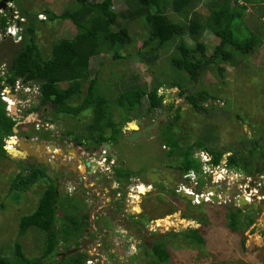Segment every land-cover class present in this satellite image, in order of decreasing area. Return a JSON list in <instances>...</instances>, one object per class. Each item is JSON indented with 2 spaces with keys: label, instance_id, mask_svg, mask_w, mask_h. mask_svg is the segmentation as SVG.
Returning a JSON list of instances; mask_svg holds the SVG:
<instances>
[{
  "label": "rangeland",
  "instance_id": "rangeland-1",
  "mask_svg": "<svg viewBox=\"0 0 264 264\" xmlns=\"http://www.w3.org/2000/svg\"><path fill=\"white\" fill-rule=\"evenodd\" d=\"M92 1L99 3L103 0ZM126 1L114 0L115 11H127L128 4ZM8 6H12L14 13L11 14H14V16L19 15L21 22L24 21L22 20V14L25 15V23H27L28 18H35V16L39 21L42 20V23L36 24V41L44 59L51 57L53 45L58 40L73 38L77 32L76 27L71 22L61 20L52 22L47 18V11L59 16L66 11L75 10L78 7L76 0H14ZM196 11L204 18L208 16V9L202 5L196 8ZM2 16L9 17V13L0 11V19ZM169 17L176 22L185 21L184 18L171 12ZM259 19L257 13L250 9L244 16L243 24L253 30L255 25L261 26V22H264V19H261V21ZM15 21L10 20L9 23L10 30L14 31L13 35L7 34L9 29L6 34L0 30V78L4 76L6 67L13 60L21 46V38H17L18 33L21 35V30L16 29ZM122 27L128 28L130 36L134 39L133 45L120 51L123 59H115V52L112 51L102 54L101 57L93 59L91 62L90 74L94 77V73L98 72L99 90L102 95L110 100H115L130 88L147 86L152 89L156 85L163 84L158 93L164 98L167 120L171 121L173 116L177 115V111L180 110V120L178 127H175L177 129L174 134L178 139L182 136L186 139L180 141L183 147L186 143L194 144L209 138L212 142L210 145L215 150L225 153L223 162L227 161L232 152L247 154L252 145L251 141L254 139L260 140L264 151V45L252 56L238 57L231 65L221 64L226 67L224 75L219 74L215 65L200 74L194 86L195 91H205L215 99L208 98L204 103L208 111L197 113L191 107L187 96L180 95L182 91L178 87L169 86L174 81L178 82V80L186 77L177 73L170 65L171 57L177 52L178 42L169 43L170 45L164 47L155 42L154 45L150 43L145 47L144 43L149 40V36L147 27L140 20L125 21L120 19L114 30L119 31ZM260 31H262L261 28ZM186 41L192 46L195 45L188 37ZM202 41L207 47L206 54L213 55L215 47L219 45V40L208 31L203 35ZM153 47L159 49L156 61L153 64L141 62L136 52L145 49L150 53L149 51ZM88 84L84 83L83 96L87 93ZM186 87L189 88L190 84H186ZM37 105L38 102L36 101L32 107L35 108ZM146 107L147 102L145 101L143 109L133 111L129 116L130 120L143 116ZM26 109H21V111L28 113ZM112 110L115 120L120 122L122 127L127 126V122L124 121L126 113L115 104ZM44 111L46 117L41 122L28 121L32 122L33 128L40 126L41 132L37 135L39 138L42 137L41 133L50 132L54 137L67 139L69 132H82L92 120L91 115L88 113L81 115L79 118L64 115L53 117V107L50 105ZM46 118L53 120V123L47 124ZM165 126L166 123L157 129L154 133L155 138H161L162 140L166 131L165 128L160 129ZM20 130L26 129L22 127ZM36 133L34 130V134ZM161 140L159 139L157 142L149 141L147 144L137 141L131 143L128 146L129 148L120 147L121 144L117 146L120 150L117 155L126 157L125 167L131 168L133 172L129 183H121V189L123 188L126 191L134 183L147 182L146 171L152 166H157L156 163L153 165L152 163L155 161L153 151L158 144L160 145L159 148L165 152L161 154L162 159L159 163L163 167L169 166L167 170L170 173L179 175L175 171L179 165L178 161L166 156L169 148H165L164 142ZM125 144L128 145V143ZM159 154L157 152V155ZM119 160L122 161L120 158ZM25 165L32 166L33 164L26 162ZM20 170L21 168L16 162L12 160L10 162L8 159L0 157V256L13 258L15 246L20 243L28 258H38L45 248V233L32 229L21 236L19 223L22 217L30 215L38 207L41 195L45 190L44 182L43 180L40 181L30 191L16 194L11 190V186ZM114 172L108 173L109 178L100 185L101 187L103 186L104 189L108 190L111 186L113 188L119 184L118 181L116 182ZM179 177V186L178 188L175 187V191L178 189L177 193H179V188L185 187L192 189L196 194L205 192L208 199L209 195L215 194V192H207L206 190L216 187L219 195L230 192L229 200L231 202L241 195L240 188L236 186V181L241 182L243 180L246 184L245 179L251 178V176L240 170L232 169L228 177L220 180V182H223L221 184H211L212 179L201 174L199 178L203 179V184L199 183L197 177L194 180L195 177L193 176L191 180L194 181H190L188 185L183 186L185 185V176L179 175ZM240 185L244 186L243 183H240ZM72 186L75 185L71 183L70 187ZM262 188L259 190L261 198L264 196V189ZM65 189V185L59 187V194L63 195V201L66 198ZM73 190L71 188L67 193L74 195ZM86 190L88 189L80 190V195L77 194L80 201L88 199L82 202L84 210L81 211L80 209L75 213L80 218L83 213L89 216L87 221L90 222L91 227L88 238L93 235L94 242L98 241L105 244L104 251H111L115 264H146L147 262L157 261L152 250L158 242H165L167 245L170 253L168 264H264V211L258 212L255 209V212L251 209V205L243 208H233L228 205L229 203L227 205L225 203L221 205L203 203L190 206V202L182 198H180L181 200L172 201L164 195L156 196L138 190L139 193H145L146 196L139 197L138 193L131 192L132 197L129 201L124 205L122 204L123 209H126L124 214L120 212V215L115 216L116 214L107 211L110 209H105L108 196L102 195L103 197L97 198L91 195L88 197L85 194ZM190 192L188 190V193ZM89 193L92 192L89 191ZM244 199L250 201L246 196ZM77 205L81 206V203ZM228 209L234 212L241 209L244 213L241 215L242 219L250 215L256 223L247 228L243 223L240 231L232 232L228 228ZM98 212L101 213L103 218L96 219L95 215ZM107 216H110L111 221H113L112 224H110ZM61 227L60 223L58 228L61 229ZM115 228H120V231L115 232ZM200 228L205 229L202 231L206 242L203 245L186 237V234H189L191 230ZM81 234L85 235L84 233ZM98 237L100 238L98 239ZM69 246H72V244H69ZM58 247L61 253H63V249H66L63 242ZM92 253L94 252L91 251ZM101 258L102 255L100 254Z\"/></svg>",
  "mask_w": 264,
  "mask_h": 264
},
{
  "label": "trees",
  "instance_id": "trees-1",
  "mask_svg": "<svg viewBox=\"0 0 264 264\" xmlns=\"http://www.w3.org/2000/svg\"><path fill=\"white\" fill-rule=\"evenodd\" d=\"M76 2L78 7L75 10L66 11L59 16L47 11V18L50 21L71 22L77 29L73 38L58 40L53 45L51 57L47 59L43 58L36 41V24L42 23V20L39 21L37 16L28 18L27 23L21 27L20 49L8 64L5 75L0 78V94L5 87H14L19 81L25 84H37L41 92L40 104L32 108L29 113L42 111L50 105L53 107V117L64 115L79 118L85 113L90 114L92 120L82 132L68 133L71 140L79 145L101 148L103 143L118 141L122 125L115 120L112 110L114 104L126 113L124 118L126 122L130 121L129 116L133 111L143 109L145 101L146 114L153 113L154 108L164 107V98L158 93L163 84L156 85L152 89L147 86L130 88L117 99L110 100L100 93L98 72L94 73V77L90 74L93 59L112 51L115 52V59H123L120 51L133 45L134 39L130 36L128 28L114 30L120 19L140 20L147 27L149 40L145 41V47L150 43L154 45L155 42L161 47L178 42L177 52L171 57L170 65L177 73L186 77L178 82L174 81L169 86L178 87L183 97L188 94L187 100L197 113L208 111L204 103L208 98L215 99L205 91H195L194 86L200 74L215 65L219 74L224 75L226 67L221 64L231 65L238 57L252 56L264 45V22H261V26L255 25L253 30L243 24L244 16L250 9L257 13L259 21L264 19V0H127L128 10L125 12L115 11L114 0H103L99 3L92 0H76ZM201 5L208 9L206 18L196 11ZM170 12L184 18L185 21L172 20L169 17ZM22 16L25 19V15ZM9 23L10 18L2 16L0 19L2 33L6 34L10 27ZM260 28L262 31L259 32ZM208 31L219 40L213 55L206 54L207 47L202 41L203 35ZM187 37L193 41L194 46L186 41ZM158 50L157 47H153L148 53L143 49L136 52V55L141 62L153 64L158 57ZM84 83H89L85 96H83ZM188 83L190 87L185 88ZM179 120L180 110L177 111V115L167 126L162 137L165 146L170 148L166 152L167 157H176L179 160L176 170L180 171L181 175L189 172L202 173L201 163L195 155L199 151L211 157L212 166H220L225 153L215 150L210 145L212 142L209 138L182 146L180 141L186 139L183 136L178 139L174 134ZM46 123H53V120L46 118ZM16 125L17 121L8 116L6 104L0 98V157L10 162L5 146L6 140L15 136ZM40 135L43 140L51 139L50 132ZM251 144L247 154L232 152L228 164L231 168L249 176L264 175L263 145L257 139L252 140ZM18 165L21 170L11 186V190L16 194L30 191L40 181H44L46 170L41 165L26 166L24 162ZM122 174V171H117L118 177ZM49 185L50 187L43 191L35 211L22 217L19 223L21 236L32 229L45 233L46 243L42 255L38 258H28L23 246L17 243L14 257L0 256V264L85 263L88 258L86 253L68 254L66 258H62L59 256L61 251L58 246L61 242L65 244L66 249L62 251L64 254L69 253L74 247H79V242L84 237L81 233H84L91 224L87 221V217L80 218L69 210L70 206L74 211L80 208L69 200L70 197L63 201V195L57 194L53 181ZM189 204L193 206L192 203ZM61 211L66 213L59 217ZM228 213V228L232 232L240 231L243 223L246 228L254 224L255 220L250 215L246 220L242 219L241 215L244 213L241 209L236 212L229 210ZM58 220L61 229L58 228L60 224ZM203 229L191 230L186 237L203 245L206 243L202 234ZM242 245L244 247V242ZM152 253L157 261L146 264L169 263L170 253L165 242L155 244Z\"/></svg>",
  "mask_w": 264,
  "mask_h": 264
},
{
  "label": "flooded vegetation",
  "instance_id": "flooded-vegetation-1",
  "mask_svg": "<svg viewBox=\"0 0 264 264\" xmlns=\"http://www.w3.org/2000/svg\"><path fill=\"white\" fill-rule=\"evenodd\" d=\"M13 1L14 0H12L11 2L13 3ZM9 2H10V0H7V2H6L7 5ZM7 12L9 13L10 20L16 19V16H14V14H11V13H14V9L9 8V9H7ZM18 17H19V15L17 16V18ZM18 20H20V19L18 18ZM24 23H25V21H24ZM166 110H167L166 106H164L163 108H154L153 113H150V114L144 113L143 116L138 117L137 119L130 120L129 122H127V126L122 127L121 134H120L118 141L115 143H109L112 146V151L115 153V155L118 158L117 162H115V163H112L113 159H112V156L110 154L107 156V158H105L103 156L104 152H103L102 148L104 149L105 143H103L101 148H98V147L75 144L69 136L67 139H63V138H59L57 136L54 137L51 135V139H49V140H46V139L43 140V139L37 137L36 134L41 132L40 126L39 127L36 126L37 128L36 127L33 128L32 122H28V120H27L30 116L29 115L30 113H23L22 112L20 114L21 118H19V122H25V124L21 125L19 128L24 127L26 130H20L19 129V134L16 136L17 139L20 140V138H22V137H28L29 141H31V142H38V143H45L46 145H52V146L56 147V150L54 153L53 152L49 153V150L47 148L48 154H43L44 157H46L48 159L47 162L43 161L42 163H39L35 157H28L25 160H19V161L12 160V161L16 162L17 165L20 164L21 162H24V163L29 162V163H32L33 165L39 164L42 167H44L46 170V176H45V179L43 181L45 190L50 187L49 184H52V181H53L54 185L56 187V192H57V194H59V187L65 185L66 186V189H65L66 190V195H65L66 198H65V200H67L68 197H70L69 200H72L73 204L77 205L78 203H81V206L77 205V206H79L81 211L84 210L82 208V202L88 200L86 198V199H83L82 201H80L79 191L84 190V189H88L85 191V194L88 197H90L91 195H94L97 198L101 197L102 195L108 196V198H107L108 203H107V205H105V209H110L107 211H110L111 214H116L115 216L120 215L119 214L120 212H123V214H124V211L126 209L125 210L123 209L122 204L124 205V203L129 201V199L132 197L131 192L138 193L139 197L140 196H142V197L146 196L145 193L143 194V193H139L136 191V190L140 189L139 185L146 186L147 194L151 193V194L156 195V196L164 195L165 197H168L172 201L177 200L180 198V194L177 193L178 189L175 191V187L177 186V188H178V186H179L178 179H180L179 175L180 176H182V175H181L180 171H177V170H175V171L177 173H179V175L175 174V173H173V174L170 173L167 170L168 169L167 167H169V166L163 167V165H161L159 163V161L162 159L161 154L164 152V151H162V149L159 148L160 147L159 144H158L157 148L154 149V151H153V153L155 155L154 156L155 161L152 163V165L156 163L157 166H152V168H150V169H148V171H146L147 182H145V183H143V182L134 183L126 191L123 188L121 189V183H123V184L129 183L130 180L132 179L133 172H132L131 168L125 167L124 163L125 162L127 163L126 157H124V156L120 157L117 155V153H120V150L117 146H119L121 144L120 147L129 148L128 146L131 145V143H133V142L129 141L128 138L131 137L133 134H138V133H140V136H139L137 141L144 143V144H147L149 141L157 142V141H159V139L161 140V138H155L154 133H156L157 129L159 127H161L164 123H166V126L161 128L160 130H163L164 128L166 129L167 126L171 123V121H173V119L171 121H169V119L167 120V116L165 114ZM35 114H37L38 117L36 120H33L34 123H39V122H41V120L43 118L46 117L44 110L36 112ZM174 117L175 116H173V118ZM149 127H154L151 130V132L150 131L148 132ZM34 130L37 132L36 134H34ZM137 141H135V142H137ZM125 143H128V145H126ZM163 145L165 148H168L167 146H165V144H163ZM157 152L160 154L157 155ZM59 155H61V156H59ZM119 158L122 159V161H120ZM168 158H170V157H168ZM95 159L97 161L101 160L102 162H103V159H105V163L109 164L111 162L110 165H112V166H110V167L107 166L109 168L108 169L106 168V173H103L102 169H99L101 172L97 173L93 170V162ZM174 159H175V161L179 162V160H177L178 158L175 157ZM92 160H93V162H92ZM51 163H53V164H51ZM129 167H130V165H129ZM118 170L122 171V173H123L121 177L117 176ZM113 171H115L114 173L116 175V177H115L116 182L118 181L119 184H117L118 186L116 185L117 187L115 186L112 188V186H111V188H109L108 190L104 189V187L103 186L101 187L100 185H102L103 182L107 178H109L108 173H113ZM82 173H83V175H82ZM150 174L155 175L158 182L153 183L150 179ZM262 177H264V175H259V174L252 175L250 178L251 180H248L247 178L245 179L246 184L244 183L243 180H241V182L236 181V183H237L236 186H238V188H240V192H241V195H239L240 198H244L246 196L244 194H248V195H250V198H252L250 201H248L249 205H247L245 207H248L251 205L252 206L251 209H257L258 212L264 211V196H262V198H261L260 193H259L260 188L263 187L262 189H264V184H262L263 182L261 181ZM184 181H185V185H183V186L188 185L190 182V181L185 180V179H184ZM71 183L74 184L75 186L70 187ZM240 183H243L244 186L240 185ZM252 184H253V186H251ZM71 188L74 189L73 191L75 192L74 193L75 196L73 194L67 193V191L71 190ZM248 190H250V191L248 192ZM89 191L92 193H89ZM77 194H79V195H77ZM230 195H231V193H230ZM240 198H234V199H240ZM229 199H230V197L227 198L228 201L225 203L226 205L229 203L228 205L232 206L233 208L240 207V206L235 205L234 200H233V202H231ZM255 203L257 204V206H254ZM205 204H209V203H205ZM192 205H193V203H192ZM262 207H263V209H262ZM114 208H116V209H114ZM105 209H104V211H105ZM69 210L71 212H76L73 210L72 206H70ZM255 212H256V210H255ZM65 213L66 212L63 213L61 211L59 217H62V215H64ZM97 215L99 216L98 219L103 218V216L101 215L100 212H98ZM70 216H71V214H70ZM82 217L84 219L86 217L89 218V216L86 215V213H83ZM107 218L109 219L110 224H112L113 221H111L110 216H107ZM246 218H244V220H246ZM58 221L60 223V220H58ZM255 223H256V221H254V224ZM90 227L84 230L85 235L82 238V241L79 242V247H74L73 250H71V251H74V253L78 254V255L86 253L88 258L86 259L85 263H87V264L89 262H93V260H94L93 258L95 255L100 256V254L102 255V257L104 259H106L107 262L108 261L110 262V263L108 262V264H115V259L113 258V254L111 253V251H109V252L104 251L105 244L99 243L98 241L94 242L95 240L93 238V235H92V237L88 238L90 235ZM118 231H120V228H115V232H118ZM99 238L100 237H98V239ZM84 246H86V249L84 248ZM88 248H89V250H88ZM91 251L94 252V253H92L93 255L91 254ZM74 253H72V254H74ZM59 256H61V255H59ZM96 259L100 260L99 258H96Z\"/></svg>",
  "mask_w": 264,
  "mask_h": 264
},
{
  "label": "water",
  "instance_id": "water-1",
  "mask_svg": "<svg viewBox=\"0 0 264 264\" xmlns=\"http://www.w3.org/2000/svg\"><path fill=\"white\" fill-rule=\"evenodd\" d=\"M12 1V0H10ZM7 0H1L0 3V10H7ZM19 37V35L17 36V38ZM187 96V95H185ZM11 98H15V95H12ZM13 113L12 116L16 119L21 118L18 114H17V108L14 107L12 109ZM38 117L37 114H31L29 116V118L27 119L28 121L30 120H36ZM25 124V122H19L17 123L16 127L14 128V134L15 137L19 134V129L18 127H20L21 125ZM155 126V125H154ZM154 127H149L148 128V132L153 129ZM140 136V133L138 134H133L131 137L128 138L129 141L131 142H135L138 140ZM11 138L9 140H7L6 144L9 146L11 145L12 147H5V150L7 152V155L9 156V158L11 160H15V161H19V160H25L28 157H35L39 163H42L43 161L47 162L48 159L46 157H44L43 154H48L47 148L50 152H55L56 147L52 146V145H46L45 143H38V142H31L29 141L28 137H22L20 138V140L16 138ZM104 149L107 151H112V146L109 144H104ZM110 155L113 157L114 160H117V156H115L113 153H110ZM104 157L106 156V154L103 155ZM53 162V161H52ZM53 164V163H51ZM94 167L99 166L98 164H93ZM94 170V169H93ZM150 179L153 183L158 182L155 175L150 174ZM253 186V184L251 185ZM210 191H214L215 194H210L208 199L206 198V195H195L193 193H188L187 191H185L184 189L180 190V195L183 199L187 200L188 202L194 203V204H203V203H207L209 201H211L213 204H217V205H221L223 203L227 202V198L230 197V192H227L225 195H222L221 198L218 197L216 195V188L213 187L210 190H207V192ZM250 190H248L249 192ZM234 203L236 206H240V207H245L247 205H249V202L244 199V198H240V199H234ZM254 206H257V204L255 203ZM263 209V207H262ZM84 248L86 249V246H84ZM70 253H74V251H71Z\"/></svg>",
  "mask_w": 264,
  "mask_h": 264
},
{
  "label": "built area",
  "instance_id": "built-area-1",
  "mask_svg": "<svg viewBox=\"0 0 264 264\" xmlns=\"http://www.w3.org/2000/svg\"><path fill=\"white\" fill-rule=\"evenodd\" d=\"M16 29L19 30V27H17ZM8 34L13 35L14 31L9 29ZM6 70H7V67H6ZM12 95H15L14 99L11 98ZM0 96H1L0 97L1 100L6 104V111H7L8 116L12 117V108L14 107H17V111L21 114L22 113L21 109L27 108L26 111L29 109H32L33 108L32 105L36 101L39 104V98L41 96L40 86L37 84H31V83L25 84L22 81H19L14 87H11V86L5 87L3 91H1ZM197 158L202 163L203 174L207 176L208 178L212 179L211 184L217 185V183L218 184L223 183L222 181L220 182V180L225 179V177H228L232 170L227 166L226 161L222 162V164L218 167L212 166L211 157H209L206 153L201 152L197 154ZM221 167L222 169H220ZM193 176H194L193 173H189L187 178L192 179ZM194 180H196V178H194ZM248 180H251V179H248ZM261 181L263 182L262 184H264V177H262ZM244 195H246L247 199L248 198L250 200L252 199L250 198V195L248 194H244ZM237 198H240V196ZM90 263L91 262H89L88 264Z\"/></svg>",
  "mask_w": 264,
  "mask_h": 264
},
{
  "label": "clouds",
  "instance_id": "clouds-1",
  "mask_svg": "<svg viewBox=\"0 0 264 264\" xmlns=\"http://www.w3.org/2000/svg\"><path fill=\"white\" fill-rule=\"evenodd\" d=\"M0 3H1V1H0ZM8 4H10V3H8ZM9 8H12V6H8V5H7V9H9ZM0 11L3 12V10H0ZM5 11H7V10H5ZM17 16H18V15H17ZM17 16H16V21H15V20H14V21L16 22L17 27H19V29H20L21 32H22L21 27L24 26V24H25V23H24L25 19H22V20H24V21L21 22V21H20V20H21L20 17H18V18L20 19V20H18ZM23 23H24V24H23ZM8 29H11V27H9ZM8 29H7V31H8ZM7 34H8V32H7ZM8 35H10V34H8ZM18 35H19V37L21 36L20 33H18ZM18 35H17V36H18ZM12 99H13V98H12ZM39 104H40V103H39ZM39 104H38V105H39ZM38 105H37V106H38ZM16 108H17V107H16ZM12 109H13V108H12ZM31 110H32V109H29V110H27L26 112L29 113V111H31ZM12 113H13V111H12ZM17 114L20 116V113H19L18 111H17ZM31 114H35V113H30L29 115H31ZM12 118H14V117L12 116ZM14 119H15V120L17 121V123H18L19 119H16V118H14ZM14 137H15V136H14ZM14 137H10V138H14ZM15 138H16V137H15ZM7 140H9V138H8ZM7 140H6V141H7ZM105 144H109V143H105ZM109 145H110V144H109ZM6 146H8V145L6 144ZM6 146H5V147H6ZM8 147H12V146L10 145V146H8ZM102 150H103L104 154H106L105 158H107V156H108L110 153H113V154L115 155V153H114L113 151H107V150H105V149H103V148H102ZM199 153H201V152H200V151H199V152H196V154H195V155H196V158H197V154H199ZM104 154H103V155H104ZM115 156H116V155H115ZM229 157H230V156H229ZM229 157H228V158H229ZM112 159H113V157H112ZM117 159H118V158H117ZM197 159H198V158H197ZM223 159H224V158H223ZM198 160H199V159H198ZM211 160H212V159H211ZM199 161H200V160H199ZM92 162H93V160H92ZM115 162H117V160H114V159H113L112 163H115ZM222 162H223V160H222ZM222 162H221V164H222ZM226 162H227V166H228L230 169H235V168H231V167L229 166V164H228V159H227ZM94 163L99 165V166H97V167H94V166H93L94 171L97 172V173H98V172H101L99 169H102L103 173H106V168L108 169L110 166H112V165H110L111 162H110L109 164H106V163H105V159H103V162H102L101 160H100V161H99V160L97 161V160L95 159L94 162H93V164H94ZM200 163H201V162H200ZM107 166H109V167H107ZM201 166H202V163H201ZM235 170H237V169H235ZM189 173H193V175L195 176V178H196V177L198 178L199 183H201V184L204 183L203 179H200V178H199V176H200L201 174H203V170H202V173H200V174H197V173H195V172H189ZM189 173L184 174V175H182V176H185V178H184L185 180H188V181H192V182H193V180H191V178H187V176L189 175ZM199 183H198V184H199ZM139 188H140L139 190H142V191H145V192L147 191L146 186L139 185ZM184 188H185V187H181V188H179V189L181 190V189H184ZM212 188H213V187H212ZM215 188H216V187H215ZM185 189H186V190H185ZM185 189H184L185 191L188 192V190H190V191H191L190 193H193V194H195V195H205V192L202 193V194H196V193L193 192L192 189H187V188H185ZM210 189H211V188H210ZM180 190H179V194H180ZM207 190H209V189H207ZM207 190H206V191H207ZM216 190H217V188H216ZM136 191L139 192L138 190H136ZM216 195H217L218 197H220V198H221V196H222V195H219L218 190H217V192H216ZM180 197H181V195H180ZM181 198H182V197H181ZM190 203H191V202H190ZM207 203H209V204H213L211 201H209V202H207ZM193 204H194V203H193ZM195 205H199V204H195ZM96 215H97V214H96ZM88 219H89V218H88ZM80 241H82V239H81ZM70 252H71V251H70ZM70 252H69L68 254H72V253H70ZM61 254H63L62 256H60V257H62V258H65V256L68 255V254L64 255V253H60L59 255H61ZM94 255H95V254H94ZM96 258H99V259H100V256L95 255L94 258H93V259H94L93 262H91L90 264H99V263H100V264H108V262H109V261L107 262L106 259H104L103 257H102L100 260H97ZM103 260H104V261H103ZM85 262H86V261H85ZM109 263H110V262H109ZM84 264H87V263H84Z\"/></svg>",
  "mask_w": 264,
  "mask_h": 264
},
{
  "label": "bare ground",
  "instance_id": "bare-ground-1",
  "mask_svg": "<svg viewBox=\"0 0 264 264\" xmlns=\"http://www.w3.org/2000/svg\"><path fill=\"white\" fill-rule=\"evenodd\" d=\"M70 152H71V151H70ZM59 156H61V155H59ZM82 175H83V173H82ZM248 188H249V187H248ZM255 195H256V194H255ZM164 223H165V221L163 222V224H164ZM163 224H162V225H163ZM160 225H161V224H160ZM158 226H159V225H158ZM161 227H162V226H161ZM163 227H164V226H163ZM165 228H166V227H165Z\"/></svg>",
  "mask_w": 264,
  "mask_h": 264
},
{
  "label": "crops",
  "instance_id": "crops-1",
  "mask_svg": "<svg viewBox=\"0 0 264 264\" xmlns=\"http://www.w3.org/2000/svg\"><path fill=\"white\" fill-rule=\"evenodd\" d=\"M95 216H96V219H98L99 216H98V215H95ZM96 219H95V220H96Z\"/></svg>",
  "mask_w": 264,
  "mask_h": 264
}]
</instances>
